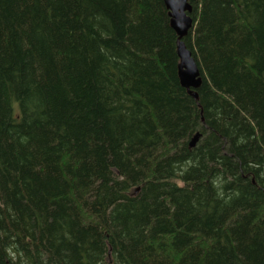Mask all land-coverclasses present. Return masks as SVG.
<instances>
[{"label": "trees", "instance_id": "obj_1", "mask_svg": "<svg viewBox=\"0 0 264 264\" xmlns=\"http://www.w3.org/2000/svg\"><path fill=\"white\" fill-rule=\"evenodd\" d=\"M189 2L196 100L163 0H0V264H264V0Z\"/></svg>", "mask_w": 264, "mask_h": 264}, {"label": "water", "instance_id": "obj_2", "mask_svg": "<svg viewBox=\"0 0 264 264\" xmlns=\"http://www.w3.org/2000/svg\"><path fill=\"white\" fill-rule=\"evenodd\" d=\"M189 1L190 0H163V3L168 11L170 27L177 36L176 52L179 59L178 78L180 85L196 100V91L202 83V78L191 52L184 43V39L193 27V20L191 18L192 6ZM199 137L200 135L196 133L192 137L189 146L194 147Z\"/></svg>", "mask_w": 264, "mask_h": 264}]
</instances>
